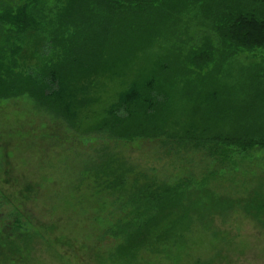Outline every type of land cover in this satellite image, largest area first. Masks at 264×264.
Masks as SVG:
<instances>
[{"label":"trees","instance_id":"16d2710c","mask_svg":"<svg viewBox=\"0 0 264 264\" xmlns=\"http://www.w3.org/2000/svg\"><path fill=\"white\" fill-rule=\"evenodd\" d=\"M47 1L0 2V100L28 99L83 137L156 142L218 165L264 149V0ZM201 15L217 37L183 55L178 28ZM30 47L37 64L24 67ZM256 50L261 63L232 68ZM128 162L103 146L85 166L123 208L99 234L115 244L106 264L170 256L192 225L185 182L168 186ZM30 242L15 264H30Z\"/></svg>","mask_w":264,"mask_h":264},{"label":"rangeland","instance_id":"374dc122","mask_svg":"<svg viewBox=\"0 0 264 264\" xmlns=\"http://www.w3.org/2000/svg\"><path fill=\"white\" fill-rule=\"evenodd\" d=\"M8 1L17 3L0 0ZM55 1L46 5L53 8ZM192 20L178 28L183 55L204 36L217 37L202 15ZM165 47V54L177 52ZM252 54L238 55L232 68L261 63L263 54ZM21 55L22 66L37 64L31 47ZM103 146L151 179L171 187L185 182L181 189L192 223L185 246L172 248L170 256L143 253L139 264H264L263 148L232 152L221 165L195 153L170 156L156 142L77 135L25 98L0 100V264L27 257L31 239L30 264H106L115 244L99 236L108 216L114 220L123 208L115 195L94 189L85 171Z\"/></svg>","mask_w":264,"mask_h":264},{"label":"bare ground","instance_id":"6f19581e","mask_svg":"<svg viewBox=\"0 0 264 264\" xmlns=\"http://www.w3.org/2000/svg\"><path fill=\"white\" fill-rule=\"evenodd\" d=\"M25 5V4H24ZM21 12V11H20ZM23 25V24H22ZM263 25V24H262ZM246 31V30H245ZM11 32V31H10ZM108 132V131H107ZM95 158V157H94ZM245 205V204H244Z\"/></svg>","mask_w":264,"mask_h":264}]
</instances>
